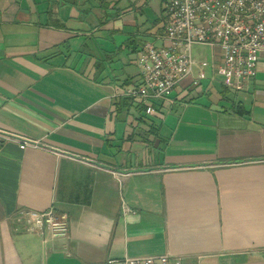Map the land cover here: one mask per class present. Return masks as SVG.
<instances>
[{
  "label": "crops",
  "instance_id": "1",
  "mask_svg": "<svg viewBox=\"0 0 264 264\" xmlns=\"http://www.w3.org/2000/svg\"><path fill=\"white\" fill-rule=\"evenodd\" d=\"M165 1L0 0V131L96 165L0 141V264H264V51L239 89L190 76L168 101L119 95L164 44ZM50 208L67 237L17 220Z\"/></svg>",
  "mask_w": 264,
  "mask_h": 264
},
{
  "label": "built area",
  "instance_id": "2",
  "mask_svg": "<svg viewBox=\"0 0 264 264\" xmlns=\"http://www.w3.org/2000/svg\"><path fill=\"white\" fill-rule=\"evenodd\" d=\"M164 44L146 43L138 55L141 82L128 86L119 95L135 104L168 101L186 77L198 92L215 76L227 88L239 89L255 78L264 51V0H166L164 4ZM194 46L208 48V55L196 58ZM199 56V57H200ZM212 72V76L208 75ZM0 141H13L96 166L90 158L50 147L38 140L0 131ZM18 222L28 232L67 237L69 221L53 208L21 211ZM105 264H187L171 254L149 257L109 258Z\"/></svg>",
  "mask_w": 264,
  "mask_h": 264
},
{
  "label": "rangeland",
  "instance_id": "3",
  "mask_svg": "<svg viewBox=\"0 0 264 264\" xmlns=\"http://www.w3.org/2000/svg\"><path fill=\"white\" fill-rule=\"evenodd\" d=\"M193 53H194L196 58L197 57L201 58L200 55H203V57H205V55H207V53H208V48L204 47V46H194L193 47Z\"/></svg>",
  "mask_w": 264,
  "mask_h": 264
}]
</instances>
